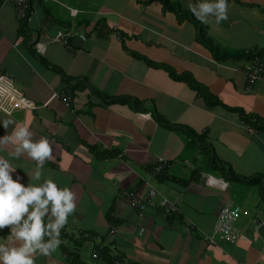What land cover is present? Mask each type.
Masks as SVG:
<instances>
[{
  "label": "crops",
  "instance_id": "obj_1",
  "mask_svg": "<svg viewBox=\"0 0 264 264\" xmlns=\"http://www.w3.org/2000/svg\"><path fill=\"white\" fill-rule=\"evenodd\" d=\"M74 1L34 0L25 25L15 6L0 0V66L36 105L1 113L0 137L17 125H26L34 140L47 137L52 158L42 179L76 194L63 243L36 264H264V79L249 88L247 61L219 60L216 51L264 54V0H229L227 20H199L213 50L199 41L189 0H175L189 12L182 18L160 0ZM64 11L71 21L62 19ZM171 72L191 75L244 114L210 107ZM63 92L72 107L52 99ZM250 118L259 121L255 132L247 127ZM188 130L205 135L204 149L198 141L187 147L181 132ZM190 150L206 155L203 166L189 158ZM13 152L14 145H0L14 178L27 183L37 162ZM161 160L167 170L154 177ZM146 181L159 196L139 212L122 192L144 193ZM163 198L180 213L166 216ZM228 204L248 212L237 222L241 237L211 245L206 235Z\"/></svg>",
  "mask_w": 264,
  "mask_h": 264
},
{
  "label": "clouds",
  "instance_id": "obj_2",
  "mask_svg": "<svg viewBox=\"0 0 264 264\" xmlns=\"http://www.w3.org/2000/svg\"><path fill=\"white\" fill-rule=\"evenodd\" d=\"M188 7L202 22L214 17L219 24L228 19L229 0H189ZM6 143L14 145L11 155L19 159L26 154L37 167L25 183L19 174L14 178L11 160L0 158V231L9 229L7 236L0 235V264H36L39 256L50 255L63 243L61 233L76 210V194L51 178L42 179V167L52 158L47 137L34 140L26 125H17L11 134L0 137V145Z\"/></svg>",
  "mask_w": 264,
  "mask_h": 264
},
{
  "label": "built area",
  "instance_id": "obj_3",
  "mask_svg": "<svg viewBox=\"0 0 264 264\" xmlns=\"http://www.w3.org/2000/svg\"><path fill=\"white\" fill-rule=\"evenodd\" d=\"M34 0H3L4 3L15 6L17 19L22 24H27L33 14ZM77 13V12H74ZM61 37H58L60 39ZM81 39L85 40V36L81 35ZM63 44H68V38L61 40ZM39 47L43 46L38 44ZM245 74L248 78L249 88H252L258 81L264 79V58L257 57L248 61L245 67ZM52 99H61L67 107H72V98L70 94L63 92L53 93ZM36 108L35 103L21 92L15 85L13 78L4 73L3 67L0 66V114L4 113L12 115L15 112L33 110ZM257 123V120L254 119ZM249 130L255 131L251 124ZM167 168V163L161 160L153 169V176L161 175ZM146 190L144 193H134L128 190L122 192V196L126 198L133 209L143 212L154 200L159 196L157 189L148 181L145 183ZM163 213L170 217L180 213L179 206L169 200L162 199ZM240 206L228 204L224 207L217 218L214 225L213 235H206V241L211 245H217L219 241L235 244L241 237V231L237 228L236 223L242 215H247ZM191 226V223L188 221ZM193 226V225H192ZM195 228V226H193Z\"/></svg>",
  "mask_w": 264,
  "mask_h": 264
},
{
  "label": "trees",
  "instance_id": "obj_4",
  "mask_svg": "<svg viewBox=\"0 0 264 264\" xmlns=\"http://www.w3.org/2000/svg\"><path fill=\"white\" fill-rule=\"evenodd\" d=\"M160 1L163 3L165 11H167V10L174 11L178 15L179 18H182L185 14H189V12L188 13L187 12L183 13L180 4H177V2L175 3V0H160ZM192 20H193V22L195 23V25L199 29V34H198L199 41L202 44H204L205 47H208V48H210V50H213L215 45L210 40V37L205 33V31H204L205 28H204L203 24L194 15H192ZM216 51L219 53L217 55V59H219V60L239 61V60L246 59V60L249 61V60L257 57V55L262 57V58H264V54H262L261 52H259V53L258 52L257 53L256 52L255 53L254 52L247 53V52H244V51H239V52L227 53V52L220 51L217 48V46H216ZM145 61H147L151 66H155L156 67V65L153 62L148 61L146 59H145ZM171 76L177 81H181V82L187 83L189 85V87L192 90L196 91L199 96L204 97V99L207 101V104L210 107L219 105V106H221V107H223L225 109H228V110H230L232 112L244 114V112L242 110H240V109H232V108H229L226 105H224L218 98H215L212 94L209 93V91H207L202 85H200L191 75H189V74L178 75V74H175V73L171 72ZM132 100H134V99H132ZM114 102H116V103L120 102V99L119 100H114ZM135 104H136V106H138L139 102L135 101ZM159 121L162 122V123L164 122L161 117L159 118ZM247 121H248L247 122L248 123V125H247L248 128H250L249 124H251L252 127L255 128V130H256V128L260 127L259 124L256 123L255 121H253V119H251V118L249 120H247ZM186 133L190 137L193 138L192 141H195V142L198 141L200 147L201 148L203 147L204 141H206L205 135L199 136L197 133H195L192 130H188V131H186ZM204 148L205 147H203V149ZM219 162L220 161L217 160L216 164H221V162L220 163ZM153 169H154V167L151 170V174L153 173ZM221 169L224 170V167H222ZM230 172L232 174V170ZM7 230H8V228H5L2 231L7 232Z\"/></svg>",
  "mask_w": 264,
  "mask_h": 264
},
{
  "label": "rangeland",
  "instance_id": "obj_5",
  "mask_svg": "<svg viewBox=\"0 0 264 264\" xmlns=\"http://www.w3.org/2000/svg\"><path fill=\"white\" fill-rule=\"evenodd\" d=\"M76 1H77L78 4H85V6H90L91 5V2L90 1L88 3H86V0H82V1L76 0ZM92 1L95 2V0H92ZM74 2H75L74 0H71V3H73V5H74ZM61 11H63V10H61ZM62 14H63L62 19H64V20L65 19H69L71 21V19L68 16V13L66 11H64V13H62ZM75 27H76V25L73 26L74 29H75ZM181 133L183 134V137L185 139V142L187 144V147H190L189 145L192 144L193 138L190 137L186 132H181ZM203 151H205V150H203ZM194 152L195 151H191V150L189 151V158L190 159H193V160H196L197 159L199 161V166H203V164H202L203 160L207 161L206 155L203 154V157L200 159V156L198 154H195ZM200 154H201V152H200ZM234 194H235L234 195L235 196V199H237L239 196H241L242 193H241L240 190H238Z\"/></svg>",
  "mask_w": 264,
  "mask_h": 264
},
{
  "label": "water",
  "instance_id": "obj_6",
  "mask_svg": "<svg viewBox=\"0 0 264 264\" xmlns=\"http://www.w3.org/2000/svg\"><path fill=\"white\" fill-rule=\"evenodd\" d=\"M259 226H260L259 231H264V224L262 223V221H259Z\"/></svg>",
  "mask_w": 264,
  "mask_h": 264
}]
</instances>
